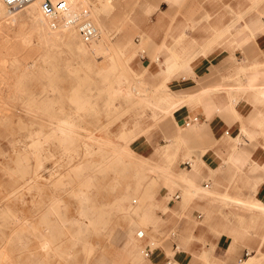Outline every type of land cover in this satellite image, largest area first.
<instances>
[{
	"label": "rangeland",
	"instance_id": "rangeland-1",
	"mask_svg": "<svg viewBox=\"0 0 264 264\" xmlns=\"http://www.w3.org/2000/svg\"><path fill=\"white\" fill-rule=\"evenodd\" d=\"M29 8L0 15V264H168L157 216L167 211L157 205L167 151L156 144L144 157L134 144L154 141L175 107L154 113L173 97L164 85L171 71L157 64L151 74L140 64L142 48L128 31L135 9L121 0H74L100 31L87 58L101 71L83 67L62 42L40 40L24 17ZM117 155L123 165L111 164ZM88 161L102 171L90 172ZM88 205L105 213L103 223L80 214ZM77 222L88 231L80 241Z\"/></svg>",
	"mask_w": 264,
	"mask_h": 264
},
{
	"label": "crops",
	"instance_id": "crops-1",
	"mask_svg": "<svg viewBox=\"0 0 264 264\" xmlns=\"http://www.w3.org/2000/svg\"><path fill=\"white\" fill-rule=\"evenodd\" d=\"M121 7L135 9L128 31L142 48L140 64L151 74L157 64L163 74L165 64L178 66L164 79L175 107L154 141L134 144L144 157L168 146V183L157 200L167 208L157 214L165 259L264 264V0Z\"/></svg>",
	"mask_w": 264,
	"mask_h": 264
},
{
	"label": "bare ground",
	"instance_id": "bare-ground-1",
	"mask_svg": "<svg viewBox=\"0 0 264 264\" xmlns=\"http://www.w3.org/2000/svg\"><path fill=\"white\" fill-rule=\"evenodd\" d=\"M52 1L54 2L56 0H52ZM66 1L70 5L71 9L74 10V0H66ZM36 2L37 1H33L32 3H30V4L27 5V6H30V8L27 9L26 12H24V17L31 22L32 28L36 31V34L39 37V39L42 40L46 45H48V44L49 45H56L58 42H62L68 48V52H69V54L71 56H76L77 58L80 59L81 65H83V67L87 68L88 70H92V67H94L98 71L103 70V68L101 67L102 65H94V63H91L90 60L87 58L88 53L89 54H93L94 53L93 51H90L89 48H92V49L94 48V50H97L99 48L100 39L94 41L92 44L89 45V47L88 46L86 47V45L82 42L80 36L78 35L77 31L74 28H72V27H65V28L64 27H61L59 29H52L53 30V33H50L49 35L42 34V32L46 30L45 28L51 30V27L49 26L47 20L42 16L40 10L38 11V9L36 8ZM10 13H12V12L11 11H8V10H7V12L5 11L4 4L2 3V0H0V15L10 14ZM94 54H96V52ZM114 58H115V56H114ZM117 64H118V67H119V63H117ZM174 66H176V65L166 64L167 70H169V71H172V69H173L172 67H174ZM185 67H183V68H185ZM119 79H120V77H119ZM132 90H133V88H132ZM74 93H75V95L77 97H80V89L79 88L74 89ZM191 100H193V99H191ZM177 101H178V99H176L175 97H170L168 95H165V98H164V104H165V106L162 109H160V110L154 111V113L155 112L156 113H164V112H167V110L170 107V105L174 104ZM158 102H159V99L157 100V102L154 101V100L153 101H149V103L151 105L150 108L153 105H155L156 103H158ZM136 136H137V134H133L130 137V139H131L130 141H132ZM180 136L183 137L184 135H180ZM33 138H35V137H33ZM162 148L163 149L165 148L164 150L167 151L168 146L165 145ZM126 151L127 152H130V153H133L134 152V150L131 149V148L126 149ZM116 153H119V151L117 150ZM108 158L111 159L110 160L111 164H115V165H123L124 164V162L120 159L119 155H117V156H109ZM106 168H107V166H106ZM86 169H88L90 172L91 171L92 172H101L102 169H103V167H101V165L93 164L92 162L88 161V164L86 165ZM78 200L79 201H84L85 198L82 195H79ZM84 208L85 209H81L80 214L83 215V216L87 215L88 217H90L91 220H90L89 224L97 225V224L103 223V217H104V214L105 213H102V212L100 213L99 210H96L95 208L91 207L90 205L85 206ZM76 225H77V227H76L75 231L78 234V236L76 237V240L75 241H80L82 239V237L80 235L81 234H84V233H86L88 231H87L86 226L83 225L82 223L77 222ZM92 232H94V231H92ZM46 247H47V243L46 242H43L40 245V248L41 249H46Z\"/></svg>",
	"mask_w": 264,
	"mask_h": 264
},
{
	"label": "built area",
	"instance_id": "built-area-1",
	"mask_svg": "<svg viewBox=\"0 0 264 264\" xmlns=\"http://www.w3.org/2000/svg\"><path fill=\"white\" fill-rule=\"evenodd\" d=\"M33 1L39 2V10L51 29L72 27L77 31L84 44H92L99 38L100 31L91 21L88 11L86 9L72 10L66 0L54 2L52 0H2V3L8 11H15L24 8ZM172 262L167 260L168 264Z\"/></svg>",
	"mask_w": 264,
	"mask_h": 264
}]
</instances>
